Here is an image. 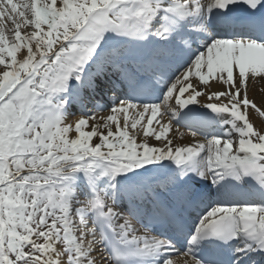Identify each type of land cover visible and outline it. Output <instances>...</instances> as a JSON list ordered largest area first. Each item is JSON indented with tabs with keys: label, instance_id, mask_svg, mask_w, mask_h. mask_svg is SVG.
<instances>
[{
	"label": "snow or ice",
	"instance_id": "obj_1",
	"mask_svg": "<svg viewBox=\"0 0 264 264\" xmlns=\"http://www.w3.org/2000/svg\"><path fill=\"white\" fill-rule=\"evenodd\" d=\"M258 81L264 0H0V264H264Z\"/></svg>",
	"mask_w": 264,
	"mask_h": 264
},
{
	"label": "bare ground",
	"instance_id": "obj_2",
	"mask_svg": "<svg viewBox=\"0 0 264 264\" xmlns=\"http://www.w3.org/2000/svg\"><path fill=\"white\" fill-rule=\"evenodd\" d=\"M261 88H264V82H254L251 86H250V98H253L254 101L259 105L262 100H264V91H261ZM255 116L253 115V119L255 120L256 118H254ZM257 125H260V121L255 120ZM183 131V130H181ZM186 142V141H185Z\"/></svg>",
	"mask_w": 264,
	"mask_h": 264
}]
</instances>
